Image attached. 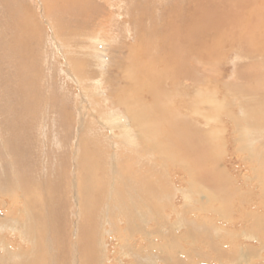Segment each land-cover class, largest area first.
<instances>
[{"label":"rangeland","instance_id":"374dc122","mask_svg":"<svg viewBox=\"0 0 264 264\" xmlns=\"http://www.w3.org/2000/svg\"><path fill=\"white\" fill-rule=\"evenodd\" d=\"M85 155L101 186L84 213ZM0 167L14 194L0 221L27 218L26 190L47 195L30 240L0 232L2 256L6 243L34 248L32 264H264V0H0Z\"/></svg>","mask_w":264,"mask_h":264},{"label":"bare ground","instance_id":"6f19581e","mask_svg":"<svg viewBox=\"0 0 264 264\" xmlns=\"http://www.w3.org/2000/svg\"><path fill=\"white\" fill-rule=\"evenodd\" d=\"M186 6V5H185ZM184 6V7H185ZM187 7H189V5L187 6ZM186 8V7H185ZM204 10V9H203ZM121 11V10H120ZM24 17V16H23ZM185 19V18H184ZM210 19V18H209ZM173 20V19H172ZM48 23V22H47ZM246 23V22H245ZM24 24V23H23ZM187 24V23H186ZM31 26V25H30ZM188 26V25H187ZM189 26H190V24H189ZM197 26V25H196ZM105 28V27H104ZM188 28V27H187ZM186 30V29H185ZM200 31V30H199ZM172 33V32H171ZM210 33V32H209ZM174 34V33H173ZM191 34V33H190ZM162 36V35H161ZM169 36V35H168ZM177 36V35H176ZM175 36V37H176ZM189 36V35H188ZM170 37V36H169ZM172 37V36H171ZM202 37V36H201ZM206 37V36H205ZM203 38V37H202ZM22 39V38H21ZM180 40V39H179ZM185 40V39H184ZM214 39H212V41H213ZM216 40V39H215ZM103 41V40H102ZM191 41V40H190ZM211 41V42H212ZM94 42V44H96V45H94V44H92ZM188 42V41H187ZM220 42V41H219ZM101 43H103V42H101ZM106 43V42H105ZM152 43V42H151ZM197 43V42H196ZM209 43V42H208ZM220 44V43H219ZM90 46H91V48H90ZM102 46V45H101ZM220 46V45H219ZM65 48H66V45H65ZM88 48H90L89 50H90V52H91V50H94L95 52H97V49L98 50H100V48L99 47H97V43H96V41H95V39H93L92 41H91V45L89 44V47ZM75 49V48H74ZM178 49V48H177ZM178 51V50H177ZM180 52V51H179ZM172 56V55H171ZM218 56V55H217ZM182 57V56H181ZM135 60V59H134ZM137 60V59H136ZM181 61V60H180ZM135 63V62H134ZM136 64V63H135ZM177 65V64H176ZM64 66V65H63ZM130 66V65H129ZM185 66V65H184ZM137 67H138V65H137ZM194 67V66H193ZM221 67V66H220ZM157 68V67H156ZM187 68V67H186ZM185 69V68H184ZM153 70V69H152ZM186 71H189V70H186ZM185 71V72H186ZM209 71H211V70H209ZM68 71H66L65 73H67ZM128 73V72H127ZM179 73V72H178ZM187 73V72H186ZM194 74V73H193ZM73 75V74H72ZM128 75V74H127ZM130 77V76H129ZM128 77V78H129ZM137 77V76H136ZM139 77V76H138ZM223 77V76H222ZM72 78V77H71ZM126 78V77H125ZM135 79V78H134ZM186 79V78H185ZM190 79V78H189ZM130 80V79H129ZM186 80H188V79H186ZM191 80V79H190ZM131 81V80H130ZM134 81V80H133ZM147 81V80H146ZM34 82V81H33ZM134 84V83H133ZM132 85V84H131ZM169 85V84H168ZM189 85V84H188ZM136 86H137V84H136ZM118 87H120V86H118ZM117 87V88H118ZM171 87V86H170ZM110 88V87H109ZM116 88V89H117ZM130 88V87H129ZM165 88V87H164ZM164 88H163V90H164ZM168 88H169V86H168ZM232 88V87H231ZM121 89V88H120ZM135 89V88H134ZM144 89V88H143ZM186 88H184V90H185ZM188 89V88H187ZM190 89V88H189ZM188 89V91H190ZM140 90V89H139ZM146 90V89H145ZM182 90V89H181ZM216 90V89H215ZM115 91V90H114ZM132 91H134V90H132ZM131 91V92H132ZM167 91V90H166ZM211 91V90H210ZM130 92V91H129ZM141 92V91H140ZM139 92V93H140ZM156 92V91H155ZM205 92V91H204ZM142 93V92H141ZM150 93H151V91H150ZM190 93V92H189ZM202 93H203V91H202ZM188 94V93H187ZM198 94V93H197ZM130 95V94H129ZM131 96V95H130ZM139 97H141V96H139ZM111 98V97H110ZM121 98V97H120ZM162 98V97H161ZM174 99H176V98H174ZM182 99V98H181ZM196 99V98H195ZM186 100V99H185ZM199 101V100H198ZM141 102V101H140ZM176 102V101H175ZM186 102V101H185ZM194 102V101H193ZM159 103V102H158ZM160 104H162V103H160ZM186 104V103H185ZM190 104H191V102H190ZM127 105V104H126ZM179 105V104H178ZM216 106V105H215ZM244 107V106H243ZM175 108V107H174ZM217 108V107H216ZM120 109V108H119ZM158 109V108H157ZM248 109V108H247ZM247 109H245V110H247ZM164 110V109H163ZM147 111H150L149 112V116H155V114H154V112L153 111H151V109L150 110H147ZM161 111H162V109L160 110V115H159V118H160V120L161 119H163L164 118V113L161 115ZM171 111V110H170ZM221 111V110H220ZM248 111V110H247ZM163 112H165V111H163ZM250 112V111H249ZM175 113V112H174ZM178 113V112H177ZM148 115V112L146 113V115L145 116H147ZM178 114H176V115H174L173 114V116H174V120H173V123H175V121L176 122H180L182 125L183 124H187L188 125V123L187 122H189L190 120H187L186 118H184V117H180V116H177ZM231 115V114H230ZM261 115V114H260ZM223 116V115H222ZM108 117V116H107ZM113 118H114V116H113ZM151 118V117H150ZM260 118V117H259ZM258 118V119H259ZM262 118V117H261ZM163 120H165V119H163ZM209 120V119H208ZM212 120H214V119H212ZM115 121V120H114ZM217 121V120H216ZM255 121V120H254ZM116 122V121H115ZM206 122H207V120H206ZM215 122V121H214ZM113 123V122H112ZM118 123V122H117ZM172 123V124H173ZM208 123V122H207ZM256 123V122H255ZM114 124H116V123H114ZM117 125V124H116ZM213 125V124H212ZM216 125V124H215ZM218 125V124H217ZM189 126H190V124H189ZM197 126V125H196ZM199 126V125H198ZM211 126V125H210ZM221 126V125H220ZM155 127V126H154ZM190 127H192V126H190ZM203 127V126H202ZM232 127V126H231ZM185 128V127H184ZM190 129V128H189ZM199 129V128H198ZM153 130H155V129H153ZM226 130V129H225ZM257 130H259V129H257ZM156 131V130H155ZM129 132V131H128ZM199 132V131H198ZM147 133V132H146ZM155 133V132H154ZM175 133H178V132H175ZM181 133H183L182 134V137L184 138V139H189V131L186 129L185 131H183V132H181ZM247 133H249L250 134V132H247ZM251 133H253V134H256L254 137H258V135H257V132L255 131V129H253V131L251 132ZM195 134H197V133H195ZM195 134H194V136H195ZM211 134H213V133H211ZM114 135V134H113ZM141 136V135H140ZM145 136V135H144ZM173 136V135H172ZM191 136V135H190ZM146 137V136H145ZM151 137H152V135L151 136H147V138L148 139H151ZM179 137V136H178ZM177 137V138H178ZM129 138V137H128ZM147 138L145 139H143V141L144 142H140L138 145H139V147L140 148H143L144 150H147V151H150L149 150V148L150 147H148V142H149V140H147ZM167 138V137H166ZM176 138V139H177ZM192 138V137H191ZM195 138H196V136H195ZM158 139H156V141H157ZM190 140V139H189ZM214 140V139H213ZM221 140V139H220ZM18 141V140H17ZM168 141V140H167ZM173 141V140H172ZM178 141V140H177ZM184 141V140H183ZM113 142H114V140H113ZM164 142V141H163ZM174 142V141H173ZM165 143V142H164ZM164 143H162V144H164ZM180 143H182V141H180ZM189 143V142H188ZM203 143V142H202ZM154 145H155V143H153ZM183 144V143H182ZM182 144L180 145V146H182ZM193 144H194V141H193ZM197 144H198V142H197ZM23 145V144H22ZM137 145V143H136V147L138 146ZM190 145H192V144H190ZM190 145H188V146H190ZM196 145V144H195ZM207 145V144H206ZM212 145V144H211ZM214 145V144H213ZM111 146H112V142H111ZM185 146V145H184ZM202 146V145H201ZM222 146V145H221ZM148 147V148H147ZM159 147V146H158ZM186 147V146H185ZM204 147V146H203ZM208 147V146H207ZM224 147V146H223ZM114 148V147H113ZM177 148V147H176ZM25 149V148H24ZM154 150V149H153ZM152 150V151H153ZM168 150V149H167ZM184 150V149H183ZM186 150H187V148H186ZM205 150H207V149H205ZM22 152V151H21ZM146 152V151H145ZM170 152V151H169ZM169 152H167V153H169ZM209 152V151H208ZM149 153V152H148ZM154 153V152H153ZM179 153V152H178ZM206 153V152H205ZM174 154V153H173ZM211 154V153H210ZM214 154V153H213ZM217 154V153H216ZM11 155V154H10ZM27 155V154H26ZM175 155V154H174ZM185 156V155H184ZM206 156V155H205ZM204 156V157H205ZM166 157V156H165ZM11 158V157H10ZM117 158V157H116ZM115 158V156L113 157H111V160H114V159H116ZM16 159V158H15ZM202 159V158H201ZM5 160V159H4ZM89 160H90V158H88V156L87 155H85V157L82 159V165H83V168L84 169H86L85 171H87V173L88 174H81V175H79L78 176V187H77V194L75 195V197H76V200H75V204H76V206H77V208L79 209V210H83V212L85 213V210L86 209H88L87 207L88 206H90V204L91 203H93V202H95V200H94V194H93V192H95V190H97V189H99L100 188V186H101V184H99V185H97L98 184V182L96 181V179H95V177L92 175V173L95 171V167H96V163H91V162H89ZM195 161V160H194ZM26 163V162H25ZM91 164H93V165H91ZM168 164V163H167ZM179 164H180V167H181V170H182V172H184L185 174L184 175H182V177H180L178 180L179 181H181L182 182V180H184L185 179V176L190 172V171H192V166H191V163L188 161V159H185V158H182L181 160H180V162H179ZM20 165V164H19ZM193 165V164H192ZM152 166V165H151ZM174 166V165H173ZM179 166V165H178ZM177 166V167H178ZM153 167H154V165H153ZM1 168V167H0ZM113 168V167H112ZM132 168V167H131ZM154 168H156V167H154ZM179 168V167H178ZM167 169V168H166ZM43 171V170H42ZM159 171V170H158ZM162 171V170H161ZM168 172V171H167ZM115 173V172H114ZM163 173V172H162ZM171 173V172H170ZM179 173V172H178ZM181 173V172H180ZM179 173V174H180ZM146 174V173H145ZM164 174V173H163ZM173 174H175V173H173ZM144 175V174H143ZM147 175V174H146ZM161 175V174H160ZM166 175V174H165ZM169 175V174H168ZM42 176V175H41ZM161 176H163V175H161ZM193 176V175H192ZM165 177V176H164ZM113 178V177H112ZM143 178V177H142ZM40 180H42V182H40V184H42L44 181H43V178H41ZM124 180V179H123ZM167 180H169V179H167ZM172 180H176V179H172ZM125 181V180H124ZM150 181V180H149ZM149 181H147V182H149ZM144 182V181H143ZM146 182V181H145ZM171 182H173V181H170V183ZM102 183H104V182H102ZM153 183H155V182H153ZM31 184V183H30ZM44 184H48V183H46V182H44ZM43 184V185H44ZM130 185L128 186V189L130 190L132 187H130L132 184L131 183H129ZM150 184V183H149ZM149 184H147V185H149ZM174 184H175V182H174ZM1 185V184H0ZM136 185V184H135ZM153 185V184H152ZM155 185V184H154ZM176 185V184H175ZM2 186V185H1ZM0 186V187H1ZM168 186V185H167ZM153 188H155L154 186H152ZM26 188V187H25ZM74 188H76V187H74ZM135 188V187H134ZM157 188V187H156ZM133 189V188H132ZM148 189V188H147ZM179 189H182V188H179ZM3 190V189H2ZM25 190V189H24ZM30 190V189H29ZM136 190V189H135ZM135 190H133V191H131V193H130V191H127L126 193H124V195L125 194H127L128 193V195H130V196H133L132 194L134 193V191ZM141 190H142V188H141ZM154 190V189H153ZM152 190V191H153ZM159 190V189H158ZM190 190V189H189ZM192 190V189H191ZM205 190V189H204ZM6 191V192H5ZM109 191V190H108ZM111 191V190H110ZM124 191V190H123ZM148 191V190H147ZM25 192V191H24ZM105 192V191H104ZM113 192H116V191H113ZM133 192V193H132ZM137 192V191H136ZM142 192V191H141ZM150 192H151V190H150ZM149 191H148V193H150ZM169 192V191H168ZM14 193V192H13ZM102 193V192H101ZM109 193V192H108ZM117 193V192H116ZM123 193V192H122ZM166 193V192H165ZM0 194H2V195H0V197H2L3 198V196L6 194V195H9L10 197H12L11 199H13L14 198V194H12V192L11 191H7V190H4V191H0ZM24 194V193H23ZM25 194H26V197L27 198H25L24 197V199L26 200L24 203H26L25 205H26V207H27V212H26V215H27V218L25 219V220H17V221H14V218H11L9 221H7L8 223H6L5 221H0V232L3 230V229H5L6 230V228H8V229H10V231L11 232H13V233H15V234H17L18 233V235H19V237H23L24 239H26V241H28V240H30V238H32L31 236L33 235V234H35V233H33L34 232V227H33V222L35 221L34 219L39 215L38 213L39 212H37L36 210H35V208H34V206H36V203H38V202H40L43 206H44V201H45V197L47 196V195H43L42 193L41 194H39L38 192H35V190L33 191V192H31V191H28V190H26V192H25ZM106 194V193H105ZM111 194V193H110ZM113 194H115V193H112V195ZM138 195H139V193H137ZM157 194V193H156ZM155 194V196L157 197V195ZM190 194V193H189ZM204 194V193H203ZM210 194V193H209ZM41 195V196H40ZM124 195L122 194V196H123V199H124ZM145 195V194H144ZM150 195V194H149ZM162 195V194H161ZM197 195V194H196ZM196 195H194V196H196ZM202 195V194H201ZM211 195V194H210ZM215 195V194H214ZM25 196V195H24ZM39 196L41 197V199L39 198ZM106 196V195H105ZM130 196H128V197H130ZM141 196V195H140ZM151 196H153V195H151ZM198 196V195H197ZM29 197V198H28ZM107 197H109L108 195H107ZM115 197V196H114ZM119 197V196H118ZM128 197H126V198H128ZM136 197V196H135ZM134 196H133V198H135ZM138 197V196H137ZM146 197V196H145ZM37 198H39V200H37ZM102 198V197H101ZM151 198V197H150ZM189 198V197H188ZM192 198H194V197H192ZM4 199V198H3ZM3 199H0V204H2L3 202H5V200H3ZM20 199V198H19ZM44 199V200H43ZM75 199V198H74ZM110 200H111V198H109ZM113 199V198H112ZM116 199V198H115ZM119 199V198H118ZM136 199H138V198H136ZM190 199V198H189ZM35 200H37V202L35 203ZM46 200H47V197H46ZM130 200V199H129ZM152 200V199H151ZM154 200H155V198H154ZM191 200V199H190ZM194 200H196V199H194ZM19 201V200H18ZM118 201V200H117ZM124 201H125V199H124ZM135 201V200H134ZM137 201H140V203L141 204H144V205H146L147 206V202L149 201V199H147V198H144V197H140L139 198V200H137ZM136 201V202H137ZM192 201V200H191ZM197 201V200H196ZM202 201V200H201ZM208 201H210L209 199H208ZM13 202V201H12ZM22 202V201H21ZM31 202H33V203H31ZM46 202V201H45ZM101 202V201H100ZM109 202V201H108ZM127 202H129V201H127ZM132 203H135L136 204V202H133V200L131 201ZM207 202V201H206ZM215 202V201H214ZM24 203H22V204H24ZM138 203V202H137ZM139 203V204H140ZM190 203H193V202H190ZM198 203V202H197ZM196 203V204H197ZM17 204H18V202H17ZM40 204V205H41ZM120 204V203H119ZM126 204V203H125ZM138 204V205H139ZM155 204V203H154ZM209 204V203H208ZM30 205L31 206H33V208L32 209H30ZM39 205V204H38ZM42 205H41V207H40V211H43L41 208H43L42 207ZM102 205H103V203H102ZM121 205V204H120ZM149 205V204H148ZM156 205V204H155ZM194 205V204H193ZM12 206V205H11ZM17 206V205H16ZM23 206V205H22ZM93 206V205H92ZM116 206V205H115ZM123 206V205H122ZM126 206V205H125ZM134 206V205H133ZM174 206V205H173ZM213 206H215V205H213ZM19 207V206H18ZM97 207V206H96ZM119 207V206H118ZM154 207V206H153ZM200 207H202V208H204V205L203 204H201L200 205ZM211 207V206H210ZM100 208H102V207H100ZM146 208V207H145ZM156 208V207H155ZM213 208V207H212ZM211 208V209H212ZM150 209V208H149ZM210 209V208H209ZM12 210V209H11ZM28 210H30V211H28ZM110 210V209H109ZM157 210V209H156ZM158 210H160V209H158ZM198 210L201 212L202 211V209L201 208H198ZM117 211V210H116ZM119 211V210H118ZM126 211V210H125ZM136 211H138L137 209H136ZM143 211H145V210H143ZM147 211V210H146ZM153 211H155V209L153 208ZM194 211H196V210H194ZM193 211V212H194ZM24 212V211H23ZM114 212V211H113ZM142 212V211H141ZM140 212V213H141ZM203 212H205V211H203ZM207 212V211H206ZM220 212V211H219ZM139 213V212H138ZM151 213V212H150ZM156 213V212H155ZM154 213V214H155ZM209 213H211V212H209ZM147 216H148V214L149 213H145ZM144 214V215H145ZM160 214V213H159ZM163 214V213H162ZM204 214V213H203ZM32 215H34V217H33V219L32 220H30L31 219V217H32ZM100 215V214H99ZM129 215V214H128ZM146 215H145V218H146ZM153 215V214H152ZM195 215V214H194ZM98 216V215H97ZM178 216V215H177ZM210 216V215H209ZM125 217V216H124ZM139 217H141V216H139ZM139 217H137V218H139ZM158 217V216H157ZM41 221H44V217H42L41 216ZM166 218V217H165ZM40 219V218H39ZM136 219V218H135ZM38 220V219H37ZM133 220V219H132ZM147 220V219H146ZM130 222H131V220H129ZM128 221V222H129ZM135 221V220H134ZM137 221V220H136ZM135 221V222H136ZM139 221V220H138ZM137 221V222H138ZM158 221H159V218H158ZM133 222V221H132ZM212 223V222H211ZM102 224V223H101ZM136 224V223H135ZM153 225V224H152ZM133 226V225H132ZM137 226V225H136ZM155 226V225H154ZM157 226V225H156ZM215 226V225H214ZM81 227V226H80ZM140 227V226H139ZM198 227V226H197ZM203 227V226H202ZM86 228V227H85ZM140 228H142V227H140ZM156 228V227H155ZM201 229V228H200ZM140 230H142V229H140ZM139 230V231H140ZM108 231H110V230H108ZM139 231H137V232H139ZM156 231V230H155ZM155 231H153L152 232V230H151V232H150V230L149 231H147V230H142V232H140L141 234H142V236H144V237H147V235H150V234H152V233H154ZM207 231V230H206ZM38 232V231H37ZM128 232V231H127ZM136 232V233H137ZM169 233H171V230H169ZM139 235V234H138ZM159 236H161V233L159 232V234H158V237ZM155 237V236H154ZM142 238V237H141ZM190 238H192V237H190ZM193 239V238H192ZM140 240H143V239H140ZM153 240V239H152ZM160 240V239H159ZM163 240V239H162ZM195 241V240H194ZM0 242H2L1 240H0ZM180 242V241H179ZM151 243V242H150ZM213 243V242H212ZM181 244V243H180ZM2 245H3V251H4V255L2 256V255H0V264H11V262H8L9 261V259L10 258H14V257H16L17 259H18V261H17V263L16 262H13L12 264H32V262H35L36 263V260L35 261H33V259H35L36 257H34V248L33 249H26V251H20V250H18V251H15V252H11L10 250L8 251L7 250V247H6V243L5 244H3L2 243ZM8 245V244H7ZM220 245V244H219ZM9 246V245H8ZM11 246V245H10ZM82 246V245H81ZM150 246H152V248H153V250L155 249V246H154V244L152 245V244H150ZM187 246V245H186ZM106 248V247H105ZM17 249V248H16ZM201 249V248H200ZM12 250V249H11ZM129 250V249H128ZM132 251V250H131ZM223 251H225V250H223ZM86 252V251H85ZM3 253V252H2ZM133 253V252H132ZM136 254V253H135ZM138 255V254H137ZM130 256V255H129ZM138 256H140V255H138ZM137 256V257H138ZM33 257V258H32ZM38 257H40V256H38ZM136 257V256H135ZM138 258H140V257H138ZM12 260V259H11ZM10 260V261H11ZM86 260V259H85ZM14 261V260H13ZM37 261H38V259H37ZM140 261V260H139ZM142 261H144V263L145 264H156L155 263V261H154V259L152 258H149V257H146V258H143L142 259ZM136 262V261H135ZM89 264V263H88ZM140 264H142V263H140ZM182 264V263H181Z\"/></svg>","mask_w":264,"mask_h":264}]
</instances>
